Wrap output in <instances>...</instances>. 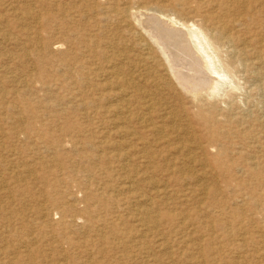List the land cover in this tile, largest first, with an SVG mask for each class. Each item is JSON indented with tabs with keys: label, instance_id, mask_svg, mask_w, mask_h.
Masks as SVG:
<instances>
[{
	"label": "rangeland",
	"instance_id": "obj_1",
	"mask_svg": "<svg viewBox=\"0 0 264 264\" xmlns=\"http://www.w3.org/2000/svg\"><path fill=\"white\" fill-rule=\"evenodd\" d=\"M147 9L231 79L177 84ZM262 107L264 0H0V264H264Z\"/></svg>",
	"mask_w": 264,
	"mask_h": 264
},
{
	"label": "bare ground",
	"instance_id": "obj_2",
	"mask_svg": "<svg viewBox=\"0 0 264 264\" xmlns=\"http://www.w3.org/2000/svg\"><path fill=\"white\" fill-rule=\"evenodd\" d=\"M76 4V3H75ZM142 12L145 20L140 23L141 28L144 27L146 32L145 35H149L155 43L156 47H159L160 52L166 57L168 66L177 80V84L186 86L192 80L196 83H190L193 87H202L199 90H203L209 77L206 74H212L218 77L215 83L212 84L210 90L216 89L219 84L226 83L225 79L230 78L231 75L228 70V64L223 60L221 55H218L219 48L223 47L228 49V44L225 42L227 36H221L220 28L212 31L207 29L205 26H197L192 22L191 26H188L187 22H181L179 20L171 18V16H166L167 19L160 20L158 14L151 9ZM128 11V10H127ZM113 12V11H112ZM126 12V11H125ZM149 12V13H148ZM171 12V11H170ZM223 13V11H222ZM141 14V13H140ZM136 15V14H134ZM133 15V16H134ZM141 15V17H142ZM138 16V15H137ZM165 16V15H164ZM136 17V16H135ZM181 17V16H180ZM162 18V17H161ZM245 18V17H244ZM136 21V20H135ZM187 29V32L182 28ZM177 26V28L175 27ZM139 31V30H138ZM228 31V30H227ZM142 32V31H141ZM214 32V33H212ZM138 34V33H137ZM225 34V33H224ZM148 38V37H147ZM137 42V41H136ZM141 43V42H140ZM153 44V43H152ZM147 45V44H146ZM155 45V44H154ZM147 47H150L149 45ZM238 48V47H237ZM158 49V50H159ZM157 50V51H158ZM119 51V50H118ZM144 51V50H143ZM85 52V51H84ZM143 53V52H142ZM154 53V52H153ZM160 53V54H161ZM155 54V53H154ZM143 56V55H142ZM162 56V55H161ZM163 56V57H164ZM86 57V56H85ZM144 57V56H143ZM164 59V58H163ZM165 61V60H164ZM251 61V60H250ZM71 65V64H70ZM119 66V65H118ZM139 66V65H138ZM260 66V65H258ZM96 67V66H95ZM98 67V66H97ZM163 67V66H162ZM95 69V68H94ZM204 69V70H202ZM205 71V72H204ZM164 72V71H163ZM170 72V71H169ZM183 72V73H182ZM185 72L193 73V76H188ZM171 73V72H170ZM139 75V74H138ZM171 75V74H170ZM211 75V76H212ZM118 76V75H117ZM172 76V75H171ZM214 76V77H215ZM146 77V76H145ZM149 77V76H148ZM154 77V75L152 76ZM70 78V77H69ZM129 78V77H128ZM208 78V79H207ZM144 79V78H143ZM39 80V79H38ZM161 80V79H160ZM99 81V80H98ZM113 81V80H112ZM211 81V80H210ZM213 81V80H212ZM215 81V80H214ZM28 82V81H27ZM53 82V81H52ZM124 82V81H123ZM209 82V81H208ZM169 83V82H168ZM210 84V83H209ZM208 84V85H209ZM228 84V83H227ZM77 85V84H76ZM189 85V83H188ZM187 85V86H188ZM229 85V84H228ZM78 86V85H77ZM123 86V85H122ZM156 86V85H155ZM164 86V85H163ZM57 87V86H56ZM157 87V86H156ZM178 87V85H177ZM191 87V86H190ZM189 87V89H190ZM185 89V88H184ZM192 89V87H191ZM190 89V90H191ZM194 89V88H193ZM196 89V88H195ZM207 89V88H206ZM121 90V89H120ZM158 90V89H157ZM182 90V87H181ZM186 90V89H185ZM119 91V90H118ZM188 91V90H187ZM192 91V90H191ZM205 91V90H204ZM121 92V91H120ZM203 92V91H202ZM191 93V92H189ZM187 92V94H189ZM193 93V92H192ZM199 93V91H197ZM205 93V92H203ZM209 93V92H208ZM195 94V92H194ZM192 94V95H194ZM260 94V93H259ZM203 95V94H202ZM215 95V94H214ZM196 96V94H195ZM191 97V96H190ZM194 97V96H193ZM200 97V96H199ZM261 97V96H260ZM262 98V97H261ZM121 99V98H120ZM263 103V101H262ZM245 104V103H244ZM260 108V107H259ZM263 108V107H262ZM261 109V108H260ZM250 110V109H249ZM264 110V108H263ZM250 112V111H249ZM118 114V113H117ZM250 114V113H248ZM262 114V112H261ZM264 114V113H263ZM251 115V114H250ZM262 116V115H261ZM143 123V122H141ZM170 123V122H169ZM173 123V122H172ZM166 125V123H165ZM121 130V129H120ZM122 131V130H121ZM124 131V130H123ZM161 132V131H160ZM127 135V134H126ZM165 137V136H164ZM124 138V137H123ZM217 147V146H216ZM185 154V153H184ZM194 154V153H193ZM193 156V155H192ZM252 160V159H251ZM203 164V163H202ZM191 166V164H190ZM255 166V165H254ZM190 168V167H189ZM197 168V167H196ZM201 168V167H200ZM203 170V169H202ZM200 176V175H199ZM203 176V175H202ZM201 177V176H200ZM207 177V176H206ZM196 180V179H195ZM205 180V179H204ZM197 181V180H196ZM200 181V180H199ZM206 188V187H205ZM204 188V189H205ZM204 193V192H202ZM200 254V251H199Z\"/></svg>",
	"mask_w": 264,
	"mask_h": 264
}]
</instances>
